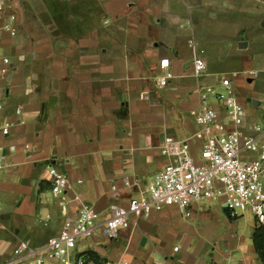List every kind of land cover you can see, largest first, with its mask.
Returning <instances> with one entry per match:
<instances>
[{
  "label": "crops",
  "instance_id": "1",
  "mask_svg": "<svg viewBox=\"0 0 264 264\" xmlns=\"http://www.w3.org/2000/svg\"><path fill=\"white\" fill-rule=\"evenodd\" d=\"M18 1L19 32L3 40L13 68L0 115L15 125L9 135L0 134L6 161L0 170V261L21 240L40 247L59 235L64 220L84 203L104 218L111 204L146 195L167 163L160 152L164 138L183 139L197 129L191 112L201 104L198 89L229 78L246 123L259 116L257 123L264 124V88L254 87L264 67L244 64L242 74L233 71L232 77L222 71L216 65L220 50L207 49L208 36L198 30L194 14L204 7L202 17L197 13L201 19L244 21L235 47L245 50L248 27L264 26V0H188V13L173 9L180 0ZM195 55L207 64L200 76L192 68ZM163 58H169L173 74L164 87L157 81L164 74ZM51 166L67 176L71 190L51 192ZM224 204L193 202L188 216L170 206L133 218L115 239H101L99 230L78 239L75 252L96 253L100 262L90 260L93 264L121 259L153 264L158 255L168 264H262L252 239L255 217L250 213L252 220L240 227L238 215L222 216Z\"/></svg>",
  "mask_w": 264,
  "mask_h": 264
},
{
  "label": "built area",
  "instance_id": "2",
  "mask_svg": "<svg viewBox=\"0 0 264 264\" xmlns=\"http://www.w3.org/2000/svg\"><path fill=\"white\" fill-rule=\"evenodd\" d=\"M20 7L18 0H0V113L4 108L1 98L5 84L13 68L3 40L17 36ZM190 45L194 47L193 40ZM160 68L164 74L157 81L164 87L173 77L169 58L160 60ZM192 68L195 76L206 70L201 55L194 56ZM198 94L201 104L191 112L197 129L183 139L164 138L160 152L167 163L148 185L146 195L130 198L125 205L111 204L104 218L92 205L84 203L74 218L64 220L59 235L50 237L40 247L19 241L5 264H46V258L58 264H93L75 252L78 239L88 238L97 230L106 238L115 239L121 230L131 226L133 218L149 217L170 206L178 207L188 216V207L193 202L223 199L232 216L249 211L256 222H264V124L246 123L244 107L229 78L204 90L198 89ZM210 97L220 109L209 103ZM21 112L22 106H18L16 115ZM14 125V121L0 115L1 135H9ZM24 148L29 152L31 146L26 144ZM4 157L0 149V170L6 166ZM49 176L54 195L72 189L67 176L55 167L49 168ZM49 220L50 216L46 215L41 222L47 226ZM101 264L146 263L121 259ZM153 264L168 262L158 255Z\"/></svg>",
  "mask_w": 264,
  "mask_h": 264
},
{
  "label": "rangeland",
  "instance_id": "3",
  "mask_svg": "<svg viewBox=\"0 0 264 264\" xmlns=\"http://www.w3.org/2000/svg\"><path fill=\"white\" fill-rule=\"evenodd\" d=\"M183 3H181V6L179 5L178 2L173 3V9L177 10V12H186L188 13V10L186 6L188 5V0H180ZM245 1V0H242ZM200 10L201 14L200 16L202 17V11L204 10L203 8H198ZM198 10L194 12L195 17L198 16L196 19V25L198 30L201 31V33H206L207 41H205V45L207 46V49L212 50L214 46H216V49L218 48L219 54L222 56L220 57V60H217V66L224 72H227L230 77H232L233 71H236L235 73L241 75L242 70L244 68V64L247 65V68H254V69H261L263 68L262 59H264V26H259L256 28L255 25H250L246 31V35L250 38V45L249 48L245 50H239V48L235 47V35L237 30L239 28L245 27L244 26V21L242 24H236L229 19H226L225 17L221 16L220 18L212 17L208 19H201L199 17ZM230 14V13H229ZM231 15V14H230ZM162 35H167L165 31H162ZM211 40V41H210ZM10 56V55H9ZM247 56V61L243 62L244 57ZM11 58V56H10ZM260 71V70H259ZM263 79V80H262ZM254 87L256 89H262L264 88V71L260 73L259 77L256 78ZM218 90L222 91L221 87L217 88ZM213 104H216V101L212 100ZM254 121H251L252 123H257V121H260V117H255ZM246 121V117H245ZM249 122V123H251ZM259 123V122H258ZM250 155H254L253 153H250ZM220 201V200H219ZM223 201V199H222ZM225 205V204H224ZM226 207V206H225ZM222 216L224 218H229L225 211L221 212ZM249 211L245 212H239L237 213L240 221V227H246L248 223L252 220L251 216L249 215ZM243 215V216H242ZM241 216V217H239ZM180 217V215H179ZM231 219V218H229ZM233 220V219H231ZM98 236H100L98 234ZM101 239H105L106 237L100 236ZM92 238H89L90 240ZM107 239V238H106ZM87 240V239H85ZM175 243L182 248L181 244L177 239H175ZM86 247V246H83ZM181 253V251L179 252ZM178 253V254H179ZM11 256L8 255L4 257L1 261L0 264H5V262L8 260V258ZM199 258V256H198ZM199 260H197V263Z\"/></svg>",
  "mask_w": 264,
  "mask_h": 264
},
{
  "label": "trees",
  "instance_id": "4",
  "mask_svg": "<svg viewBox=\"0 0 264 264\" xmlns=\"http://www.w3.org/2000/svg\"><path fill=\"white\" fill-rule=\"evenodd\" d=\"M225 213L231 219L236 218L237 216H232L228 208H224ZM253 245L256 254L258 255L259 259L261 260L262 264H264V222H256L254 231H253ZM85 256L88 260H94L96 263H99V256L96 253H89V254H80Z\"/></svg>",
  "mask_w": 264,
  "mask_h": 264
}]
</instances>
